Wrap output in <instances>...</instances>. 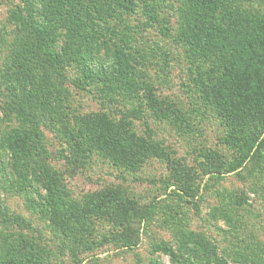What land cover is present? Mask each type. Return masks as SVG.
<instances>
[{"label": "rangeland", "instance_id": "374dc122", "mask_svg": "<svg viewBox=\"0 0 264 264\" xmlns=\"http://www.w3.org/2000/svg\"><path fill=\"white\" fill-rule=\"evenodd\" d=\"M149 1L158 11L151 24L145 3L136 0L133 13L118 14L103 27L101 21L81 35L82 40H93L89 35H94L100 41L89 54L81 50L83 58H110L114 48L107 50L102 42L105 39L127 43L124 47L132 52L142 74L136 80L141 95L138 100L127 92L105 91L91 83L85 89L75 86L84 71L79 53L67 40L75 34L65 26L59 28L54 47L73 51L69 58H75L65 62L61 74L53 72L44 65L46 58L41 55L38 40L24 34L22 24L12 16L21 0H0V244L1 236L15 240L26 233H40L41 243L55 253L54 264H264V144L238 170L226 172L221 179L212 173V160L207 159L211 151L227 162L235 153L224 142L226 123L214 108L203 105L194 86L197 63L193 64L194 57L182 36V11L188 5L183 0ZM82 2L91 9V0ZM231 2L238 11L247 10L253 19L264 17V0ZM44 5L38 2L37 9L46 8ZM34 16L42 21L39 12ZM96 29L99 31L94 34ZM23 41L28 44L27 53L23 51L25 46H19ZM49 90L53 106L45 107L42 114L38 112L36 124L28 123L20 116L16 101L27 94H33L35 100ZM151 98H156L157 108L171 111L168 116L158 114L151 104H143ZM133 109H142L141 115L132 114ZM55 111L61 113L59 123L52 122ZM90 118L97 122L110 119L134 134V140L154 144L157 153L164 150L168 160L152 155L127 168L96 146L88 156H76L67 134ZM39 123L44 152L40 158L23 160L32 182L30 195L37 200L43 198L46 190L34 181V174L37 169L51 168L61 178L70 200L89 203L96 191L112 194L121 190L142 213L127 226L97 218L92 235L95 246L80 253L81 263L68 248L61 250L47 218L30 205L28 192L11 186L17 171L5 138ZM92 201L102 202L97 197ZM17 214L29 220V228L6 220L7 215ZM119 233L128 234L131 244ZM161 244L170 246L178 256L161 251Z\"/></svg>", "mask_w": 264, "mask_h": 264}, {"label": "trees", "instance_id": "16d2710c", "mask_svg": "<svg viewBox=\"0 0 264 264\" xmlns=\"http://www.w3.org/2000/svg\"><path fill=\"white\" fill-rule=\"evenodd\" d=\"M82 1L21 0L22 4L17 5L19 10L14 11L12 16L22 24L24 34L38 40V48L42 50L41 55L46 58L44 65L50 67L53 72L61 74L65 62L73 61L72 59L75 58H69L73 51L65 48L56 50L54 47L59 28L65 26L68 31L75 34L67 37V40L76 54L79 53L84 71V77L76 79L75 86L85 89L87 84L91 83L105 91L127 92L139 100L141 95L140 89L136 87L138 83L136 80L140 79L142 74L136 68L137 63L133 61L132 52L124 47L127 43L124 41L122 44L119 41L109 43V40L105 39L102 42L107 45V50L114 48L110 58H83L84 54H89L94 48H98L97 43L100 41L95 40L94 35H89V37L93 36V40L87 39V41L82 40L81 36H85L88 27L94 29L101 21L103 27V23L118 14L133 13L136 0H95V2L91 0L93 2L91 9L90 6L86 8ZM38 2L45 3L46 8L39 11ZM143 2L147 7L145 13L150 18L147 19L148 24H151L158 11L151 1L143 0ZM183 2L188 7L182 11V36L194 57L193 64L197 63V73L193 77L194 86L203 105L214 108L226 123L228 131L224 142L235 153L230 162L220 159L216 151H211L207 156V159L212 160L213 163L212 173L215 172L219 176L218 179H221L226 172L236 171L243 166L260 151L264 144V17L256 16V19H253L247 10L238 11L231 0H183ZM46 10L51 11L47 13ZM88 10H91L90 13ZM36 12L40 13L41 22L35 18ZM98 31L99 29L94 30V34ZM165 33H169L166 24ZM88 43L91 45L87 46ZM19 46L20 48L25 46L23 51L27 53L28 44L23 41ZM47 82L52 81L48 78ZM146 84L149 86L147 82ZM42 93V95L36 93L38 96L35 100L33 94H27L16 101L20 104L18 111L20 116L25 117L28 123L36 124L38 117L40 118L39 113L42 114L48 106H53L52 91ZM142 102L151 104L152 109L160 115L168 116L171 112L168 109L157 108L154 105L156 98L145 99ZM140 111L142 113V109L138 112L133 109L132 114L141 115ZM163 111L165 113H162ZM60 115L55 111L52 122L59 123ZM82 123L84 125H76V130L67 134L70 148L76 156L86 157L96 146L103 153L118 159V162L125 164L127 168L141 164L147 156L158 155L167 159L164 150L157 153L154 144H147L140 138L134 140V134L124 131L110 119L97 122L94 118H90L80 124ZM39 126L40 123L32 129L13 131L5 138V144L11 151L17 171V177L11 186L28 192L30 205L38 207L37 210L41 215L47 218L51 231L60 242L61 250L68 248L73 257L78 259V263H81L83 259L80 253L95 246L92 235L97 218L127 226L133 217L142 213L121 190L113 191L115 193L112 194L96 191L90 197L89 203L70 200L61 178L55 175L51 168L37 169L34 174V181L42 183L46 190L43 198L37 200L30 195L28 188L32 182L23 166V160L34 156L40 158L44 152V133ZM65 197L68 198L69 203L65 202ZM96 197L102 202H93ZM0 213H3L2 209ZM6 220L25 228L30 226L29 220L21 214L7 215ZM119 235L128 242V245L131 244L128 234L119 233ZM40 239V233L37 236L26 233L15 240L1 236L0 264H54L52 258L55 253L43 245ZM158 247L174 258L178 256L167 244Z\"/></svg>", "mask_w": 264, "mask_h": 264}]
</instances>
